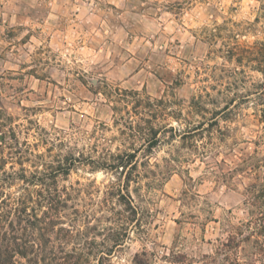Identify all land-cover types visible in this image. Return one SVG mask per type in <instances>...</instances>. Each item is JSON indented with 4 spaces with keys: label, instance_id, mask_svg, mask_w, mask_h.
<instances>
[{
    "label": "rangeland",
    "instance_id": "374dc122",
    "mask_svg": "<svg viewBox=\"0 0 264 264\" xmlns=\"http://www.w3.org/2000/svg\"><path fill=\"white\" fill-rule=\"evenodd\" d=\"M261 70L264 0H0V193L36 176L40 257L263 264L223 247L264 245Z\"/></svg>",
    "mask_w": 264,
    "mask_h": 264
},
{
    "label": "trees",
    "instance_id": "16d2710c",
    "mask_svg": "<svg viewBox=\"0 0 264 264\" xmlns=\"http://www.w3.org/2000/svg\"><path fill=\"white\" fill-rule=\"evenodd\" d=\"M264 75V70H261ZM264 122V111L262 115ZM4 142L5 138L1 139ZM6 175V173H4ZM32 178L22 174L19 177L13 175H6L4 180H23L27 187L22 189L21 194H7L5 189L0 193V264H67L68 259L71 261L74 257L54 256L48 258L42 256L40 248L37 249V240L35 237V224L33 222L36 218V209L31 207L32 196L29 186L32 185ZM260 189L254 198L258 199L257 204L253 206L261 211V216L264 219V184L259 186ZM45 217L47 215L45 214ZM38 221V219H36ZM259 237L262 233L258 234ZM254 235L245 236L242 231L237 232L230 240L223 244L224 250L232 251L241 250V253L248 259V254L253 256H264V245L260 239L253 240ZM254 251V252H252ZM48 258V259H47ZM78 261L70 262L77 264ZM227 264H240L238 259L229 261L226 256ZM264 264V263H263Z\"/></svg>",
    "mask_w": 264,
    "mask_h": 264
}]
</instances>
